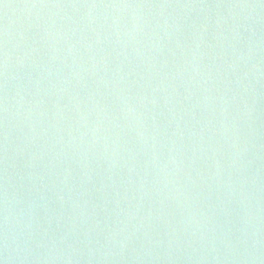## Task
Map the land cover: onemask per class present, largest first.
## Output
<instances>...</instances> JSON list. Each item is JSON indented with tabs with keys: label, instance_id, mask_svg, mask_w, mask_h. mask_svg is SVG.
<instances>
[{
	"label": "water",
	"instance_id": "obj_1",
	"mask_svg": "<svg viewBox=\"0 0 264 264\" xmlns=\"http://www.w3.org/2000/svg\"><path fill=\"white\" fill-rule=\"evenodd\" d=\"M0 264H264V0H0Z\"/></svg>",
	"mask_w": 264,
	"mask_h": 264
}]
</instances>
